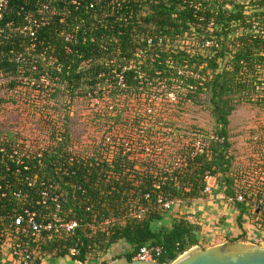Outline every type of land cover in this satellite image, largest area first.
<instances>
[{"label": "trees", "instance_id": "trees-1", "mask_svg": "<svg viewBox=\"0 0 264 264\" xmlns=\"http://www.w3.org/2000/svg\"><path fill=\"white\" fill-rule=\"evenodd\" d=\"M75 1L78 6L72 5V0H9L0 21V79H9L8 88L13 91L22 86V81H34L42 91L48 86L50 98L69 103L78 97L105 100L102 95L108 91L125 100L132 98L130 102L136 99V104L131 105L127 120L120 111L111 116V111L100 110L104 114L97 118L104 125L103 135L97 143L79 150L68 127L71 109L62 123L51 115L44 116L45 137L51 143L44 157L30 164L27 174L35 181L34 186L21 183L25 188L21 207L36 210L40 217L55 212L74 218L79 227L60 236L44 234L32 242L31 264H39L46 256L70 257L79 264H107L121 257L131 261L144 246L161 247L157 263L170 264L200 245L201 225L181 214L168 216L156 203L157 198L181 206L206 199V172L224 183L225 195H232L237 167L228 127L229 117L236 110L234 98L264 109V40L251 29L255 21L264 27V3ZM190 1L206 7L207 18L215 16L212 33L205 25L199 27ZM43 5L48 10H42ZM227 5L233 11H227ZM34 22L38 28L32 38L29 30L34 29ZM211 36L216 37L219 48L203 51L204 41ZM181 42L189 44L182 48ZM42 78H46L47 85ZM161 87L179 101L196 104L200 95L209 94L212 134L223 137L224 143H212L204 154L192 159L185 153L193 143H179L171 156L166 141L169 134L154 124L157 113L167 106L155 101L154 95ZM108 135L119 141L113 149L104 143ZM16 142L0 138V149L4 146L8 151ZM123 143L131 147L130 151L124 152ZM177 155H182L185 165L180 163L166 180H161L163 169H170ZM6 164L5 154L0 153V180ZM62 168L67 173H62ZM43 181L57 187L59 209L51 203L36 206ZM156 183H160L159 189L154 188ZM13 205L4 202L0 216H6ZM141 208L147 210L138 219L136 214ZM236 221L240 226V219ZM10 225L11 221L4 219L0 230H8ZM229 240L244 242L245 238ZM72 249L75 253L71 256ZM115 249L117 252L105 260Z\"/></svg>", "mask_w": 264, "mask_h": 264}, {"label": "built area", "instance_id": "built-area-1", "mask_svg": "<svg viewBox=\"0 0 264 264\" xmlns=\"http://www.w3.org/2000/svg\"><path fill=\"white\" fill-rule=\"evenodd\" d=\"M239 3H246L247 1L238 0ZM264 3V0H259ZM72 5L78 6L79 3L72 0ZM189 6L193 8L195 12L194 19L199 23V27L202 25L206 26V30L213 32L215 25V16L206 17V7H203L201 3L189 2ZM9 7V0H0V21L4 17L5 12ZM227 11L232 10L229 5L225 8ZM42 10H48L46 5L42 6ZM54 10V8H53ZM233 11V10H232ZM216 15V14H215ZM44 25L47 21H44ZM11 23L7 24L10 26ZM34 29L30 28V36L35 37L36 29L38 28L37 23L32 25ZM251 29L255 34L263 36L264 40V27L260 25L258 21L252 23ZM69 40V37L66 39ZM199 47L198 43L195 44ZM264 45V43H263ZM218 41L215 36H211L204 41L202 47L203 51H210L211 49H218ZM36 68H33L35 70ZM121 81H122V77ZM199 78V76H198ZM46 78H42L45 80ZM27 81V80H26ZM204 78H201L200 85H202ZM26 84L35 85L34 81L27 82ZM264 89L262 86L261 90ZM175 97L173 93H169V96ZM168 95H165L167 98ZM259 120L258 124L253 129V140L254 144L252 154L247 162L242 164H236V170L234 172L233 184L231 185L232 195L224 194V183H218L216 180L210 177L209 172L205 173V180L207 182L205 193L212 196L213 189L209 184L210 180L214 181V186L217 187L218 193L221 194L219 199V205L222 206L219 209H232L235 212V220L240 219V234L245 238V243L256 244L264 246V109L258 110ZM43 140H22L11 145L10 149L2 146L0 153L5 154L6 166L5 173L1 175L0 180V208L2 204L10 203L15 207L7 213L6 216H0V222L4 219L11 221L10 228L8 230H0V260L3 259L7 264H31L32 261V242L37 241L44 234L53 236H60L63 233H72L76 228L79 227V223L74 218H65L57 213H51L43 217L39 216V212L31 210L27 207H21L22 202L25 199V188L24 183L27 187H33L35 181L27 174L30 170V164L33 161L41 160L45 153L48 152L51 140L48 137ZM117 142L110 135L104 137V143L107 144L111 149L115 148ZM212 143H224V138L218 135L211 134L209 137L196 139L191 147L185 153L192 159L195 155L204 154L206 148ZM124 152L130 151L131 147L127 143H123ZM147 152H151L146 148ZM177 155L174 157L172 167L164 168L161 180H166L175 170L180 166V163L185 165V161ZM70 163L73 158H70ZM184 161V162H183ZM62 173H67V170L62 168ZM13 177L16 181L12 182L10 177ZM160 183H156L154 188L159 189ZM80 189V188H79ZM146 195L145 198H148ZM60 196L58 194L57 187L54 184L41 182L40 189L38 190V197L35 201L36 206L46 207L49 203L55 205L56 209L60 208ZM213 200H215L213 198ZM7 201V202H6ZM156 203L160 208L166 212H170L176 205L172 201H165L162 197H158ZM88 210V208H86ZM147 209L141 208L136 217L140 219ZM224 216V213H220ZM221 216V217H222ZM221 217H216L215 223L219 224ZM75 250L70 251V255H74ZM161 247H148L144 246L139 249L133 260L137 261H154L157 263V258L161 255ZM158 264V263H157Z\"/></svg>", "mask_w": 264, "mask_h": 264}, {"label": "rangeland", "instance_id": "rangeland-1", "mask_svg": "<svg viewBox=\"0 0 264 264\" xmlns=\"http://www.w3.org/2000/svg\"><path fill=\"white\" fill-rule=\"evenodd\" d=\"M188 44L181 42V47L184 48ZM9 81L7 78L0 79V138L7 140L46 139L44 116L50 117L51 115L55 117L57 123H62L64 122L62 121L64 114L71 109L68 127L71 131L73 144L79 150L83 145L88 146L97 143L103 135L104 125L97 118L98 114H104L100 110L111 111V116H114L116 111H120L127 120L129 113L132 112L131 105L136 104L133 102L136 99H133L132 103L130 102L132 98L125 100L119 96H112L108 91L102 95L105 100L78 97L69 103L66 99L50 98L51 91L48 86H46L47 90L43 87L45 90L42 91L37 89V85L32 87L31 84H26L27 81L25 80L22 81L21 87L13 91L8 88ZM43 82L47 85L46 80ZM165 95H168L167 98L159 99L160 96ZM154 96H156L155 101L158 104L167 105L165 109L163 108L157 113L154 124L162 127L169 134L166 141L171 156L176 154L179 143L189 146L197 137L206 138L213 133L214 121L209 112V94L200 95L197 104L179 101V99L173 98V95L170 97L163 87ZM233 105L236 110L229 117L228 127L232 145L231 154L234 157L235 165H243L253 152L254 144L251 140H253V129L259 123L258 110L260 109L250 103L239 101L238 97L234 98ZM108 121L111 122V120ZM209 184L213 189L211 197L207 196L206 199L194 201L195 203L192 202L193 204L190 203L189 205H175L167 215L178 216L181 214L192 223H200L201 228L206 224L208 226L205 227V231H209L212 225H218L216 228L221 230H217L216 233L220 234L222 238L231 239L238 236L240 228L235 220L234 210L230 208L219 209L222 206L218 202L221 194L218 193L219 189L214 186L213 180H210ZM200 201H205L207 205L204 207L202 204V208L200 206V210H198L196 204ZM220 213L225 215L222 216ZM216 217H221L219 224L215 223ZM202 239L200 238L203 245Z\"/></svg>", "mask_w": 264, "mask_h": 264}, {"label": "water", "instance_id": "water-1", "mask_svg": "<svg viewBox=\"0 0 264 264\" xmlns=\"http://www.w3.org/2000/svg\"><path fill=\"white\" fill-rule=\"evenodd\" d=\"M107 264H157L154 261H129L126 257ZM170 264H264V246L231 240L209 247L197 245Z\"/></svg>", "mask_w": 264, "mask_h": 264}, {"label": "crops", "instance_id": "crops-1", "mask_svg": "<svg viewBox=\"0 0 264 264\" xmlns=\"http://www.w3.org/2000/svg\"><path fill=\"white\" fill-rule=\"evenodd\" d=\"M211 197V196H210ZM199 201V200H198ZM195 203V202H194ZM193 204V203H192ZM191 204V205H192ZM204 204L203 206L205 207L207 204L205 203V201H200V203L198 202V208ZM189 205V204H188ZM195 205V204H194ZM202 208V206H201ZM200 210V208L198 209ZM168 219V217H166V220ZM202 219V218H201ZM197 223V222H195ZM200 225V223H197ZM202 226V225H201ZM208 226L206 224H204V227L201 228V231L199 232V236H198V241H199V244L202 246V247H209V246H213V245H218V244H222L226 241H229L230 238H227V237H224L222 238L220 234H217L216 231L217 230H221L220 228H216L218 225H210L211 226V229L209 231H205V227ZM205 229V230H204ZM206 232V233H205ZM216 233V234H215ZM204 235V236H203ZM200 238L202 239L203 241V245L201 244V240ZM233 238V237H232ZM126 247H124L125 249ZM117 252V250L115 249L114 251L111 250L110 251V254L107 255V257H104V259H108L110 258V256L112 254H115ZM100 260V259H99ZM102 260V259H101ZM99 262V261H97ZM97 262H94L97 263ZM93 263V262H92ZM0 264H7L5 260L1 259L0 260ZM39 264H79L78 262H74L70 259V257H66V258H51L49 256H46L44 258L41 259L40 263ZM91 264V262H90Z\"/></svg>", "mask_w": 264, "mask_h": 264}]
</instances>
